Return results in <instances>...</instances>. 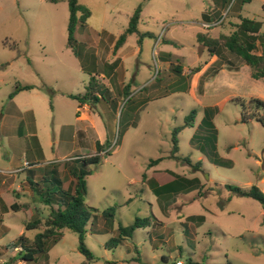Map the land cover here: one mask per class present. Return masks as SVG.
I'll return each mask as SVG.
<instances>
[{"label": "rangeland", "instance_id": "374dc122", "mask_svg": "<svg viewBox=\"0 0 264 264\" xmlns=\"http://www.w3.org/2000/svg\"><path fill=\"white\" fill-rule=\"evenodd\" d=\"M78 2L90 15L68 45L67 0H0V170L41 187H55L49 184L58 178L72 190L78 158L96 153V140L104 145L100 161L84 164L91 213L84 243L93 259L86 261L77 233L64 228L26 264H264L261 205L225 187L264 192V124L242 120L243 106L254 110L250 97L264 100V78H252L249 66L222 47L192 87L210 57L198 37L230 35L243 18L260 21L264 34V0ZM138 6L136 31L114 50ZM217 19L210 31L201 27ZM102 73L112 77L109 87ZM19 84L32 88L10 97ZM82 103L91 113L78 121ZM30 195L1 197L23 204ZM33 199L36 208L0 210L2 257L14 254L9 246L21 234L32 240L39 231L26 221L49 214ZM136 218L141 225L132 235L106 246Z\"/></svg>", "mask_w": 264, "mask_h": 264}, {"label": "trees", "instance_id": "16d2710c", "mask_svg": "<svg viewBox=\"0 0 264 264\" xmlns=\"http://www.w3.org/2000/svg\"><path fill=\"white\" fill-rule=\"evenodd\" d=\"M50 3H57L60 0H46ZM249 1V0H246ZM69 16L67 22V44L70 45L73 39V34L78 22L84 23L87 17L90 15L89 9L81 5L78 0H67ZM140 6L136 8L132 14L129 24L126 29L119 35L115 44L114 50L119 48L126 40V36L129 33L136 31L137 20L139 17ZM80 13V15H77ZM238 27L230 34L219 36L217 38L203 40V36H199L198 40L209 48L210 55L216 54L219 48L226 47L234 54H237L241 58L242 62L249 66L251 69L250 75L254 79L264 78V34H258L261 22L243 18ZM203 37V38H202ZM258 41V42H257ZM257 43L261 44L260 53L256 52ZM180 68L177 67V70ZM197 68L196 70H198ZM29 84L17 85L10 97L17 91L31 89ZM87 92L85 93V95ZM84 95V96H85ZM70 98H80L78 95L69 94ZM249 104L253 107V111L248 113L243 106L242 120H248L251 117L261 121L264 124V100L257 97H250ZM193 111L190 113V117L193 116ZM189 117V118H190ZM188 124V122H186ZM96 153L79 157L78 160L81 166L78 169L70 171L72 176V190L62 188V184L58 178L52 179L53 181L49 185H55L51 190L47 185L41 187L39 182L28 181L30 190L34 196H38L40 202H43L49 206V214L43 220V217L36 216L29 221L25 222V227L36 228L39 231L33 236L31 243L28 239L21 234L18 239L11 242L9 247L15 248L20 246L21 249L16 251L19 258L23 260L33 259L37 253H46L49 247L57 242L63 235V229L68 228L78 235V250L85 256L86 261L93 259L92 252L86 247L84 243L85 227L90 219L91 213L89 207L84 202L83 195L86 193V181L85 176L90 173L89 170L84 168V164L89 162H98L101 159L100 153L104 150V145L98 141L95 144ZM176 148V147H174ZM175 150V149H173ZM160 158L152 160V163H157ZM56 180V181H55ZM56 182V183H55ZM60 185V186H59ZM232 193L240 196H247L255 199L259 202L264 210V192L255 185H251L250 188L244 189L239 186L225 184ZM29 206L28 203L13 202L10 206L12 210L26 209ZM139 219L136 218L132 224L126 227H119V234L111 237L107 242V247H114L121 243L122 239L126 236L132 235L135 228L140 227ZM7 246V245H6ZM130 260H139L136 257ZM81 264H86L82 262ZM187 264H205L194 260H189ZM229 264V263H226Z\"/></svg>", "mask_w": 264, "mask_h": 264}, {"label": "crops", "instance_id": "0c3cea01", "mask_svg": "<svg viewBox=\"0 0 264 264\" xmlns=\"http://www.w3.org/2000/svg\"><path fill=\"white\" fill-rule=\"evenodd\" d=\"M226 2L228 1V0H225ZM219 14V13H218ZM239 15V14H238ZM218 16V15H217ZM210 17V16H209ZM218 18V17H217ZM215 19V18H214ZM219 20L217 19V21L216 22H214V24H213V22L212 23H209V22H204V23H201V27L203 28V29H206V30H209V29H211L213 26L212 25H216L217 24V22H218ZM222 23V22H221ZM232 26H235V25H232ZM261 27V26H260ZM210 31V30H209ZM262 31L259 29V32H258V34H262L261 33ZM217 35H219V33L217 34ZM219 37V36H218ZM217 38V37H216ZM258 42V41H257ZM120 48V47H119ZM111 51H112V49H111ZM109 53H110V51L108 52V56H109ZM113 54H114V52H112ZM257 53H260L259 51H257ZM216 60H218V57H217V55L216 54H213V55H210V57L207 59V61L200 67V69L199 70H197V72L195 73V76H194V78H193V82H192V87L194 86H196L197 87V84H198V82H199V80H200V77L208 70V68H210V67H212L213 66V63L216 61ZM111 64H114V62H112ZM225 69H224V66L222 67V68H220V71L219 72H222V71H224ZM180 71L181 72H184V70L183 69H180ZM216 76H217V74H216ZM100 78L102 79V81L104 82V86L105 87H109L110 85H111V79H112V77H108L107 75H105L104 73H102V74H100ZM115 88V87H114ZM114 88L112 87V90L114 91ZM110 89H111V87H110ZM191 93H192V95H194L195 93L193 92V91H191ZM16 94V93H15ZM14 94V95H15ZM13 95V96H14ZM201 103V102H200ZM77 109H78V114L76 115V119L78 120V121H81L82 119H84V120H88V118H89V114L91 113V106H89V105H86V103H82L81 105H79V106H77ZM91 120V119H90ZM94 124V123H93ZM16 134L18 135V137L19 138H22V133H21V129L18 127L17 128V131H16ZM34 135L33 136H35V133H33ZM25 136H27V134L25 133ZM24 136V137H25ZM24 140H26V139H24ZM98 140H96L95 141V144H96V142H97ZM100 142V141H99ZM102 144V143H101ZM103 145V144H102ZM96 148V147H95ZM18 173H20V172H18ZM16 173H14V174H8V175H5L1 170H0V210H7V208L8 207H10L11 206V204L13 203V202H17L16 200H14V199H12V200H10V199H7V202L6 203H4L3 202V199H2V197H1V194H4V195H8L9 196V194H10V192H11V194H12V196H15V197H17V196H20V195H23V194H27V195H30V193H31V195H30V197H31V202H24V203H28L29 204V206L25 209V210H28V209H30V208H32V207H34V205H32V204H34L33 202H34V196H33V194H32V191L31 190H29L30 191V193H29V191L28 190H26L24 187L26 186V187H28L29 189H30V187H29V183L28 182H26V178L28 177H19L18 175H15ZM247 197V196H246ZM18 203H20L19 201H18ZM34 208H36V207H34ZM262 208V207H261ZM11 209V208H10ZM21 209H24V208H21ZM262 210H263V208H262ZM263 214H264V210H263ZM182 217H184L183 216V214H180V215H177V218L179 219V220H181V218ZM192 217V215H189V216H187V217H185L184 219H185V221H184V223H186V218H191ZM191 221V220H190ZM181 223H183L182 221H180V224ZM191 223H192V221H191ZM26 237V236H25ZM27 239H28V241H29V243H31V239L29 238V237H26ZM3 245H0V249H1V247H2ZM21 249V247L20 246H17V247H15L14 248V254H10V256L8 255V256H5L6 258H4V257H2L3 256V254L5 253V251L4 252H1L0 253V264H26V260H23V259H21V258H19V256H17V253H16V251H19ZM2 250V249H1ZM37 257V256H36ZM130 259H133V257L132 258H130ZM177 261H181V260H177ZM182 262V261H181ZM183 264V263H182Z\"/></svg>", "mask_w": 264, "mask_h": 264}, {"label": "built area", "instance_id": "2783aa9c", "mask_svg": "<svg viewBox=\"0 0 264 264\" xmlns=\"http://www.w3.org/2000/svg\"><path fill=\"white\" fill-rule=\"evenodd\" d=\"M25 165L28 166V163H25ZM175 264H182V262L181 261H176Z\"/></svg>", "mask_w": 264, "mask_h": 264}]
</instances>
